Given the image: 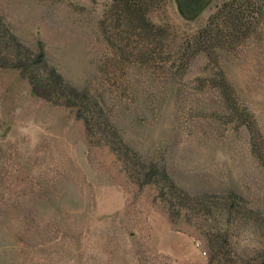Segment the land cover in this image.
<instances>
[{
    "label": "rangeland",
    "instance_id": "374dc122",
    "mask_svg": "<svg viewBox=\"0 0 264 264\" xmlns=\"http://www.w3.org/2000/svg\"><path fill=\"white\" fill-rule=\"evenodd\" d=\"M223 1L0 0V264H264V0L184 48Z\"/></svg>",
    "mask_w": 264,
    "mask_h": 264
},
{
    "label": "trees",
    "instance_id": "16d2710c",
    "mask_svg": "<svg viewBox=\"0 0 264 264\" xmlns=\"http://www.w3.org/2000/svg\"><path fill=\"white\" fill-rule=\"evenodd\" d=\"M110 14L123 23L124 30L144 33L156 29L148 18L149 13L169 0H110ZM253 0H225L208 17L206 25L191 36L184 48L193 53L211 48L214 41H226L227 37L244 34L252 27L253 13L258 12ZM227 30L229 32L227 33ZM231 33V34H230ZM212 42V43H211Z\"/></svg>",
    "mask_w": 264,
    "mask_h": 264
}]
</instances>
